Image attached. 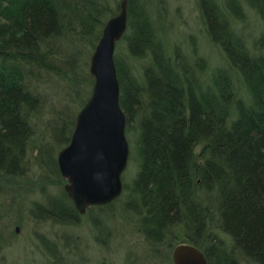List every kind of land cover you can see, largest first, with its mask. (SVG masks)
Segmentation results:
<instances>
[{"label": "trees", "instance_id": "obj_1", "mask_svg": "<svg viewBox=\"0 0 264 264\" xmlns=\"http://www.w3.org/2000/svg\"><path fill=\"white\" fill-rule=\"evenodd\" d=\"M110 1L0 0L1 191L3 176L27 171L31 145L34 162L59 178L53 143L33 125H49L58 145L69 140L75 115L67 102H74L73 111L90 93L88 57L115 10ZM245 1L264 21V0ZM140 3L128 0L119 39L130 54L147 57L140 77L114 54L125 130L134 131L138 159L125 183L130 217L150 244L172 251L177 243H191L208 264H240V258L264 264V31L249 44L235 25L245 17L240 0H227L224 9L216 0H199L206 34L226 61L202 82L197 71H205V58L189 62L175 45L173 54L166 53L155 20ZM40 76L66 87L49 117L47 95L31 84ZM40 184L44 201L34 202V216L64 222L80 217L64 187L51 193Z\"/></svg>", "mask_w": 264, "mask_h": 264}, {"label": "rangeland", "instance_id": "obj_2", "mask_svg": "<svg viewBox=\"0 0 264 264\" xmlns=\"http://www.w3.org/2000/svg\"><path fill=\"white\" fill-rule=\"evenodd\" d=\"M240 1L245 17L237 20L235 25L250 44L264 31V21L245 0ZM110 2L111 6H114V13L119 0ZM140 2L146 6L150 17L155 20L157 34L166 53L173 54L175 50L173 51L172 46L175 45L179 53L189 62L205 58V71L203 67L201 70L197 69V75L202 82L206 81L205 78L212 69L226 62L221 48L206 34L199 0H140ZM216 2L222 9L227 5V0H216ZM117 42L114 54L116 51L123 61V66L130 67L134 75L140 77L142 64L147 62V57L144 53L135 56L130 54L125 40ZM42 77L32 79L31 84L35 91L47 95L44 110L47 114L45 116L49 117L50 108L62 104L66 87L65 83L62 87H57L56 82L46 83L39 80ZM89 85L84 84L85 91ZM234 85L239 95H242L236 79ZM67 104L71 111L70 116L75 115L80 106L76 105L75 110L72 111L74 102L69 100ZM52 123L60 124L55 120ZM33 127L35 133L44 136L45 141L53 143L51 147L55 156L58 149L66 144L64 142L58 145L59 142L57 143V140L50 135V126H46L43 121L35 122ZM125 132L129 143V155L121 175L124 186L125 183L129 184L138 166L133 142L134 131L125 130ZM31 146H28L27 154L31 166L29 163L25 174L15 177L3 176L2 182L6 184L2 191L0 189V235L3 238L0 264H173L171 249L169 250L166 245L150 244L137 229L135 220L130 217L129 206L126 204L129 194L127 186H123L118 199L103 206L88 208L73 222L34 216L30 211L34 202L44 201L40 192V183L44 181L47 191L56 193L60 187H63L65 179L61 174L57 178V173H51L47 167L45 170L34 162L37 149ZM196 147L199 149V146ZM52 249L55 251V257L50 253ZM239 262L252 264L243 258H240Z\"/></svg>", "mask_w": 264, "mask_h": 264}, {"label": "water", "instance_id": "obj_3", "mask_svg": "<svg viewBox=\"0 0 264 264\" xmlns=\"http://www.w3.org/2000/svg\"><path fill=\"white\" fill-rule=\"evenodd\" d=\"M127 15L128 0H119L116 11L102 25L89 57L93 76L90 93L75 114L69 140L56 155L65 179L63 187L79 214L90 206L112 202L123 189L121 175L127 165L129 143L114 49L126 30ZM171 259L173 264H208L203 251L187 242L173 247Z\"/></svg>", "mask_w": 264, "mask_h": 264}]
</instances>
